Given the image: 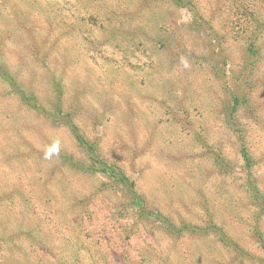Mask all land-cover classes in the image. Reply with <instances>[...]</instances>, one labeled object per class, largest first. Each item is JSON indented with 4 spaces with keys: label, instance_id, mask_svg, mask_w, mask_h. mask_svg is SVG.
Returning <instances> with one entry per match:
<instances>
[{
    "label": "rangeland",
    "instance_id": "rangeland-1",
    "mask_svg": "<svg viewBox=\"0 0 264 264\" xmlns=\"http://www.w3.org/2000/svg\"><path fill=\"white\" fill-rule=\"evenodd\" d=\"M257 17L264 0H0V60L41 109H63L32 112L0 78V264H264L227 115L244 97L264 193ZM250 35L261 53L245 68Z\"/></svg>",
    "mask_w": 264,
    "mask_h": 264
},
{
    "label": "trees",
    "instance_id": "trees-1",
    "mask_svg": "<svg viewBox=\"0 0 264 264\" xmlns=\"http://www.w3.org/2000/svg\"><path fill=\"white\" fill-rule=\"evenodd\" d=\"M191 0H173V2L177 5H184L189 3ZM255 21V29L260 32L261 30H264V20H261L257 17V19H254ZM253 32V31H252ZM255 32V31H254ZM255 38L252 37V35L248 36L246 40V47H247V55L248 60L245 64V68L250 67L254 64V62L259 58V55L261 53L260 47L257 46ZM216 53V51H215ZM0 78L5 81L8 86L12 87L11 92L17 94L20 97L21 102L26 105L28 108L31 109L32 112H35L37 114H44L47 113L48 116H50V119H53V121H57V117L60 115V113L63 112L62 105L58 104L56 106L55 112H47L45 109H41L38 102L36 101V97L33 95V93L26 94L19 90L17 84L15 83V78L13 75H11L8 70L6 69V65L0 60ZM245 98L239 96L235 92H232V105L230 107V111L227 112V115L229 117L231 126L235 132L238 134V138L241 139L240 146H239V153L242 160V168L244 170V174L242 173L241 177L243 178V186L248 191V193L253 197V200L256 204V206L259 208V215L264 214V193L261 191L260 186L258 185L257 179L255 178L254 171H255V165L256 160L253 158L249 146L244 140V127L242 122H239L236 117V113L239 110V108L243 105L245 102ZM72 135L74 136L76 142L83 148L84 150H87L90 155V164L89 166L94 169L96 165H100L104 167L105 170H108V166L105 164V161L102 159L101 155L96 152L94 144L87 139V137L84 135L83 132H81L80 128L73 122H71L70 125H68ZM233 169V166L231 167ZM96 169V168H95ZM224 172L228 173L227 169H224ZM260 217V216H259ZM184 229V228H183ZM183 229H174L176 233H179L182 235ZM192 230L196 231V228H193ZM170 231L174 233L173 229L171 228ZM254 234L255 237L259 243V246L263 249L264 252V235L263 232L259 229L258 226L254 227ZM220 240L227 245L229 242L227 241L228 238H224L223 234H220ZM264 261V259H263Z\"/></svg>",
    "mask_w": 264,
    "mask_h": 264
}]
</instances>
